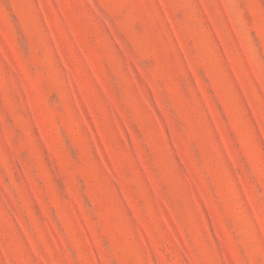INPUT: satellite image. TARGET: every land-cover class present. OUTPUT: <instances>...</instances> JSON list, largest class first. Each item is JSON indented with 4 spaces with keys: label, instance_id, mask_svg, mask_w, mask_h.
<instances>
[{
    "label": "rangeland",
    "instance_id": "374dc122",
    "mask_svg": "<svg viewBox=\"0 0 264 264\" xmlns=\"http://www.w3.org/2000/svg\"><path fill=\"white\" fill-rule=\"evenodd\" d=\"M0 264H264V0H0Z\"/></svg>",
    "mask_w": 264,
    "mask_h": 264
}]
</instances>
